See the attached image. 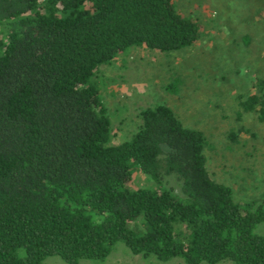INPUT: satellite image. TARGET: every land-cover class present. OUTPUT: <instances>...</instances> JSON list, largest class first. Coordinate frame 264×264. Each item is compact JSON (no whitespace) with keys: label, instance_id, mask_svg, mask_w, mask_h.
<instances>
[{"label":"trees","instance_id":"trees-1","mask_svg":"<svg viewBox=\"0 0 264 264\" xmlns=\"http://www.w3.org/2000/svg\"><path fill=\"white\" fill-rule=\"evenodd\" d=\"M0 25V264L101 260L118 240L159 261L264 264V234L253 232L264 195L245 209L210 178L201 130L155 104L139 110L129 140L110 142L91 78L129 47L195 43L196 22L173 0H0ZM257 104L263 120L264 100L239 102ZM135 168L152 187L128 186ZM169 176L180 198L163 185Z\"/></svg>","mask_w":264,"mask_h":264},{"label":"rangeland","instance_id":"rangeland-1","mask_svg":"<svg viewBox=\"0 0 264 264\" xmlns=\"http://www.w3.org/2000/svg\"><path fill=\"white\" fill-rule=\"evenodd\" d=\"M173 2L181 14L196 22L195 43L168 53L129 47L98 66L91 78L109 118L110 142L131 138L141 123L140 109L167 105L184 126L205 135L203 154L210 178L226 185L240 207L253 210L264 195V119L258 118V104L252 111H242L239 102L250 94L264 100V0ZM2 30L0 25L1 34ZM173 81L176 91L164 89ZM163 185L180 198L174 177H166ZM128 186L153 184L135 168ZM128 226L136 234L144 231L138 219ZM253 232L264 234V220L255 224ZM41 264L67 263L49 255ZM77 264L183 262L180 258H143L118 240L105 258ZM215 264L232 263L221 260Z\"/></svg>","mask_w":264,"mask_h":264}]
</instances>
